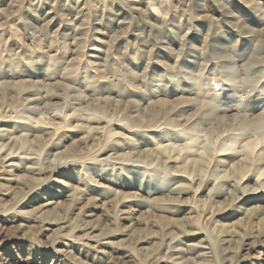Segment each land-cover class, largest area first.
Segmentation results:
<instances>
[{
  "label": "rangeland",
  "instance_id": "374dc122",
  "mask_svg": "<svg viewBox=\"0 0 264 264\" xmlns=\"http://www.w3.org/2000/svg\"><path fill=\"white\" fill-rule=\"evenodd\" d=\"M262 58L264 0H0V92L18 94L21 86L35 97L41 87L57 86L61 98L54 102L70 115L58 129L17 114L0 116L5 137L20 136L24 126L54 132L49 157L44 147L25 157L29 137L0 164V264H264V233L254 237L264 231V176L256 174L264 170V121H256L264 117ZM172 103L178 107L166 109ZM144 107L142 129L120 120L137 117ZM181 109L187 122L179 117ZM115 110L123 114L110 124L105 113ZM221 115L237 121H228L232 128L216 141L211 130ZM80 118L97 119L90 126L98 131L80 126ZM148 122L160 128H148ZM93 134L97 144L88 140L85 150L70 156L81 146L78 140ZM256 137L261 143L251 155L250 184L235 193L240 198L234 203L223 186H233L234 175L221 180L212 175L214 167L228 170V159L209 162L203 177L196 174L202 178L198 190L187 175L174 172L185 157H201L207 146L216 152L221 143L234 147L241 159L243 146ZM158 142L173 143L165 164L117 159ZM5 155L0 152V160ZM54 156L60 159L51 166ZM248 187L255 191L243 194ZM163 199L178 200L177 214L157 210L170 206ZM228 202L209 215L210 205ZM69 206L67 217L50 220ZM189 218L195 235L180 234V249L166 246L165 225ZM215 225L247 231L240 247L221 242Z\"/></svg>",
  "mask_w": 264,
  "mask_h": 264
},
{
  "label": "bare ground",
  "instance_id": "6f19581e",
  "mask_svg": "<svg viewBox=\"0 0 264 264\" xmlns=\"http://www.w3.org/2000/svg\"><path fill=\"white\" fill-rule=\"evenodd\" d=\"M249 60H251V59H249ZM259 62H264V58L259 60ZM6 87L8 88V86H6ZM13 87L14 86H12V88H10V90L14 89ZM23 89L24 88L20 86L21 93H18V94L13 93L12 91H9L8 89H6L5 92L3 91V93H2V91L0 92V116H2L4 114H7V113L17 114V117L19 119H23L26 122H29L30 124H35L36 126H38V125L51 126L53 128H57V129L60 128L59 126H60V124H62V121H60V120L63 118V116L67 117L65 119L66 121H68L70 119V115H66V112L69 111V109L65 112V108L62 105L57 106L58 103L54 102L55 100H58V99L61 98V95L56 93V90H58L57 86H53V85L43 86V87H41V90H44V91H42L43 93L47 92L46 95H42V92L38 89V95L35 96V97H32L33 95H31L32 94L31 92L30 93L26 92V90H28V89H26V90H23ZM24 91L26 92V94H24ZM22 93H23L24 96H21ZM4 94H5V96H4ZM42 103H43L44 106L40 107V105ZM180 103H181V105L184 104L183 102H180ZM33 104L36 105V106H34L33 108H28V106H31ZM153 104H154V102H153ZM172 104L173 105H170L166 109L169 108V109L173 110L174 108L178 107V104H175V105H174V103H172ZM145 108L146 107H144V109H142V111H141V109H140V111H137L136 112L137 113V117H135V118L134 117H125L124 115H122L123 114V112H122L121 113L122 118L120 120L124 121L125 125H131V126H134L135 128L142 129L141 125H139V123H141V122H139V119L144 117L143 116L144 113L147 112V111H145ZM162 108L164 110L165 106L162 105ZM150 109L153 110V107L150 108ZM46 111H50L51 113H48V112H47L48 114L44 113ZM52 112H54V113H52ZM178 113H179V117H181V118L184 117L186 122L189 120V118H188L189 116H186V114H187L186 110H182L181 109V110H179ZM105 114L107 115V117L109 119H111V120H109L110 124L112 123V121L115 122L116 121L115 119H119L121 117V115L117 116L119 114H117L116 110L114 111V113L106 112ZM218 114H220V113H218ZM102 116H103V114H102ZM221 116L218 117V123H217V127L218 128L215 129L216 131L211 128L212 129L211 131L215 132L216 141H218L220 139V136H221L220 133L221 134L222 133L223 134L227 133L229 131V129L232 128L231 125H233L237 121V117L235 115L226 116V117H223V116L221 117ZM146 117H147V115H146ZM80 119L81 120H77V121L80 122V126H82L83 128L86 127V129L89 130V131H96V130L98 131V128L90 126L91 123L97 122L98 121L97 119H93V118L92 119L80 118ZM258 120L262 122V121H264V117H258V119L256 121H258ZM156 121H158V120H156ZM228 121L231 123V125H230V123ZM148 123H149L148 128H150V127H153L154 129L157 128V127L160 128V126L158 124H157L158 126L156 125V127H154L156 122H153V123L152 122H148ZM163 123H164L165 126L168 125V126L177 127L178 121H175L174 123L169 121V122H167V124L164 121ZM163 123H161V124L163 125ZM54 125H56L57 127H55ZM84 125H86V126H84ZM240 126H242V125L240 124ZM261 127H264V124H261ZM22 128H23V130H25V133L21 134L18 137H5V136H3V134H0V152H2L3 154L4 153L6 154L5 157L0 160V164H3L5 159L7 157L11 156L17 150V148L19 146H23V144L26 142V140L29 137H31L33 140L30 143H28V145L30 147L26 148L24 150L26 152V153L23 154V155H25V157L29 156V154H31V152H34L35 150L43 148V147H44L43 151H45L46 157L50 156L51 149H48L49 146H50V144H48V142L52 141V136H54V132L50 131V130H47V129H43V128L34 129V127L30 128L28 126H24ZM114 130H115L114 128L110 127L109 131H110L111 135H115V133H113V132H115ZM243 132H244V130H243ZM167 135H168L167 133H164L161 136L166 137ZM241 136H243V134ZM88 140H90V142L92 141L91 143L93 144V143H96L98 141V137H97V135L93 134L92 136L88 135L85 138H82V139L78 140V142L80 143L81 146H79L78 148L76 147L77 149H73L72 150L73 152L71 154L69 152L70 156H74L77 153H81L82 149L85 148ZM258 142H259L258 137H256L254 143L251 141L246 146H243L244 147V151L246 152V155L243 156V158H241V159H238L235 156V155H237L235 153V148L234 147H232V148L228 147L226 145V143L219 144V146H218L219 148H217L216 152L214 151V149H215L214 146L211 147V148H209L207 146L203 150L201 157L192 156L191 159H188L187 157H185L184 159L187 162H185V164L183 166H179L178 169L175 168L174 172H176L178 174L181 173V174L187 175V177H189V179H188L189 184L193 185V184L197 183V190H198L200 188L199 183H202V178H199V179L196 178V174H198V177L199 176L203 177L202 175L206 174V172L210 168L211 164H209V162L211 163L214 160L215 164H220L221 165V162H223L224 160L228 159V162L224 163V165L228 166V170H225L224 173H219L218 171H216L217 170L216 167H214L213 171H212L213 172L212 175H213L215 180L228 179L230 176L234 175L236 183L233 186L231 185V187L229 188L230 185H228L227 182H225L223 184V186L225 188H227V191H226L227 195L226 196L230 197L231 201L234 203V201H236L237 199L240 198V197L236 198L235 193L237 191L241 190V187L248 186L250 184V180H249L250 179L249 175L251 174L250 159L252 158L251 155L253 154V149H256V147L258 145H260V143H261V142H259V143ZM214 144H216V143H214ZM214 144L212 143V145H214ZM45 147H46V150H45ZM172 147H173V143L162 144L161 142H158L157 146L154 149H145V150L140 149V150H138L135 153L123 152V153L119 154L117 159H121L125 163H132V164H137V165L151 166L154 163H163V164H165L166 160H163V156L167 152L173 153L174 149H172ZM53 148H56V146H54ZM118 151L119 150H117V152ZM225 152H228L230 154L229 158L228 157H218L217 153H225ZM260 154H262V153L257 154V156H259ZM59 159L60 158H58V156H54V157H52L51 161L50 162L48 161V162L52 166V164H56ZM28 171L31 172V173L34 172V170H31V169H28ZM236 174L238 176H236ZM256 174H257V178H262L264 176V170L259 171L257 169ZM247 178H249V179H247ZM17 183H21V181L17 180L16 184ZM37 183H38L37 180L34 179L33 180V184L36 185ZM22 185L24 187L29 188V187H31L32 183H28L27 181H25V182H22ZM250 187H248V189H244L243 188V194L246 191L248 192L251 189ZM252 187H254V186H252ZM252 191H255V189L253 190V188H252V190L249 191V192H252ZM71 192H72L71 196L73 197V195H75L74 194L75 191H73L71 189ZM14 199L15 198H13V200ZM77 200H78L77 198L73 197L72 202H74V201L77 202ZM113 200L111 201V203L113 202V204H117L116 203L117 200H114V201ZM163 200L165 202H167L168 205H170V206L157 207V210H159L161 212L170 213L171 215H173L174 213L177 214L179 208L174 207L173 205L175 203H178V200H176V199H170V200L163 199ZM223 205H224V203L222 205L221 204L218 205L217 207L215 205H210L209 208H208L209 209L208 210L209 215L213 216V215H216L217 213H220L221 211H223V209L225 210V208L230 205V202H228V204H226L225 206H223ZM204 206H205V203L203 204V207ZM38 209H41V208H38ZM38 209H36V210H38ZM149 209H151V208H149ZM69 210H70V206H69V209L66 207L64 214L59 215L60 214L59 212H54V214H52V216H50L51 217L50 220H52V222H55V221H58L60 219H63L64 216L67 217V214L69 213ZM147 214H149V213H147ZM61 216H62V218H60ZM194 217H193V219H194ZM152 218L153 217H151V219ZM185 220L186 221H183V222L181 220L180 221L174 220L173 221L174 225L168 224L169 222L167 223L168 225H165V227L163 228L164 231H165V235H164V233H162V234H163V236H165V239L167 241V242L164 241L166 246H168V247L171 246L172 249H174V248L175 249H180L179 248L180 245L183 244V242L181 240H179V237H180L179 235L180 234L181 235L182 234L185 235V234L191 233V234L195 235V232H191V224H192L191 220H192V218L191 219L189 218L188 220L185 219ZM162 223H163V225L165 224L164 222H162ZM87 225H83L82 228L91 229V230L94 229V226L90 227V226H87ZM162 226H160V227H162ZM212 229H213L212 230L213 232L217 231V235L218 236H221V238H222L221 242H227V243L234 242V244H236L237 247H240L241 243L243 242V238L245 237V232H247V231H242L243 228H238V229H242V230L238 231V230H234V229L221 228V227H218V225L213 226ZM179 230L181 232H178ZM263 233H264V231L260 230L259 233H257L254 237H256V236L257 237L258 236L261 237V235ZM154 234H155V232H154ZM234 238H236V239L234 240ZM136 240H134V241H136ZM121 242L122 241H120V243ZM239 251H240V249H239ZM164 255L165 254H163L162 256H164ZM178 256H179V259H182V256L180 254H177V257Z\"/></svg>",
  "mask_w": 264,
  "mask_h": 264
}]
</instances>
